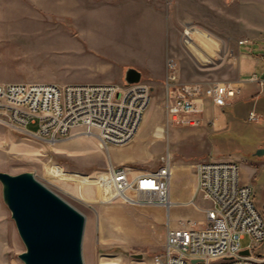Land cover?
I'll use <instances>...</instances> for the list:
<instances>
[{"label": "rangeland", "instance_id": "rangeland-1", "mask_svg": "<svg viewBox=\"0 0 264 264\" xmlns=\"http://www.w3.org/2000/svg\"><path fill=\"white\" fill-rule=\"evenodd\" d=\"M260 8L264 0H0V83L122 84L126 70L135 67L142 72L141 80L150 85L152 100L135 136L120 147L137 157L125 164L156 169L170 149V188L182 191L190 183L192 168H177L180 164L234 159L241 180L254 187L255 202L264 211V153L257 154L264 149V117L262 122L249 119L253 103L235 101L227 107L230 125L214 135L210 122L169 128L162 84L168 57L177 60L184 79L204 76L215 82L234 75L229 64L232 50L246 38L248 20L244 17L254 19ZM259 17L264 22V11ZM256 72L264 77V65ZM37 128V123L27 125L30 131ZM11 132L18 144H4L1 171L33 172L86 215V264H154L163 250L168 216L172 225L178 222V213L194 210L202 214V208L209 206L198 196L194 204L173 205L167 213L154 206L113 200L106 170L117 160L110 148L98 147L96 136L77 132L68 146ZM0 202V264H24L19 254L26 248L2 189ZM241 243L247 246L250 237L246 235Z\"/></svg>", "mask_w": 264, "mask_h": 264}, {"label": "built area", "instance_id": "built-area-1", "mask_svg": "<svg viewBox=\"0 0 264 264\" xmlns=\"http://www.w3.org/2000/svg\"><path fill=\"white\" fill-rule=\"evenodd\" d=\"M243 42V41H241ZM178 62L166 61L164 102L166 126L199 127L205 124L207 106L225 107L243 96V85L232 81L181 82ZM264 91V78L249 79ZM152 100L151 87L139 82H7L0 83V124L24 136L54 144L76 128L94 135L103 148L129 143ZM262 115L249 112L260 122ZM37 123L36 131L27 129ZM156 169L109 163L112 199L137 206L170 209L172 154L168 149ZM197 179L193 199L199 196L203 221L180 220L174 227L168 217L163 250L154 264H264V214L255 202L254 187L241 180L234 159L201 160L195 164ZM248 235L251 243L242 246ZM248 250L247 254L242 253Z\"/></svg>", "mask_w": 264, "mask_h": 264}, {"label": "water", "instance_id": "water-1", "mask_svg": "<svg viewBox=\"0 0 264 264\" xmlns=\"http://www.w3.org/2000/svg\"><path fill=\"white\" fill-rule=\"evenodd\" d=\"M141 78L142 72L135 67L125 72L127 84ZM262 153L264 149L257 151ZM0 183L3 201L26 248L19 254L24 264H86L85 214L31 171L11 174L0 170Z\"/></svg>", "mask_w": 264, "mask_h": 264}, {"label": "crops", "instance_id": "crops-1", "mask_svg": "<svg viewBox=\"0 0 264 264\" xmlns=\"http://www.w3.org/2000/svg\"><path fill=\"white\" fill-rule=\"evenodd\" d=\"M264 8H260V14L259 12H254L253 18H247L245 20L246 23L244 24V28L247 30L246 34L244 36L246 37L245 39H241L236 45L237 47L232 50V59H231V64L233 65V69L235 70L234 75L229 76L228 79H225L224 81H232L236 83H241L243 85V96L238 99L236 102L240 103H253V107L251 110H255L256 107H261V109L258 113L262 115V118L264 117V91H260V88L257 83L249 81V77L253 73H257L256 69L260 64L264 65V44L261 42H264V22L260 20L259 15L263 13ZM244 12V11H243ZM246 15V13L244 12ZM258 15V17H257ZM259 19L260 22H258ZM259 30V31H254V30ZM243 41V42H241ZM245 46V49H244ZM167 61V59H166ZM166 61L162 69V84L164 86V80L166 77ZM224 63V61L222 62ZM230 67V66H228ZM229 75V73H228ZM227 77V74H226ZM262 77V76H261ZM178 80L181 82H190V81H202L205 83H209L210 81H207L204 76H201L199 79L194 80H188L184 79L182 77V73L178 72L177 76ZM264 78V77H263ZM235 103V102H234ZM233 105V104H230ZM230 105H227L225 107H219V106H214L212 104H209L207 106L206 112H205V124L206 122H210L213 124L212 127V135L218 133V132H223L226 130L230 123L228 119V111L227 107ZM256 106V107H255ZM250 110V111H251ZM261 118V122L263 119ZM0 127L3 129V135L0 136L1 142H0V170H4L3 164L5 163V155L6 152L5 150H2L6 145L8 146H13L15 147L18 143L15 141V135L11 130L9 131L8 128L0 124ZM82 128H76L74 129L69 137L61 140V142H56V143H61V144H66L69 146L70 141L74 138L75 133L79 132L82 134ZM5 144V146H4ZM97 145L99 148H101V144L98 141ZM122 146H111L110 150H112L114 156L116 157V162H113L114 164H125L128 162L136 161L137 157L134 153H130L129 150H125ZM145 152H147V148H144ZM146 158V154L144 155ZM147 159V158H146ZM145 159V160H146ZM140 160V159H139ZM186 167H191V176H190V183L185 185L182 189V191L177 190V191H171L170 188V200L172 202L171 206L179 205V204H190L189 202L193 199L195 190H196V184H197V179H196V174H195V165H190V166H185L184 164H180L177 166V168L180 169H186ZM173 172V170H172ZM248 183V182H245ZM2 185L0 183V193H1ZM257 205V204H256ZM158 208L164 209L165 212L169 213L170 209L168 210L165 207L162 206H154ZM257 207L262 211V207L260 204L257 205ZM3 209V208H2ZM3 213H5V210L3 209ZM177 212V211H176ZM264 212V211H262ZM169 217V216H168ZM205 215L204 213L202 214H196L194 210H187L184 213H178L177 214V219L178 222H175L172 224L174 227H178L181 225L180 220H183L184 222L188 220L192 221H203ZM1 202H0V221H1ZM168 220V218H167ZM166 232V229H165ZM165 242V240H164ZM164 247V246H163Z\"/></svg>", "mask_w": 264, "mask_h": 264}, {"label": "bare ground", "instance_id": "bare-ground-1", "mask_svg": "<svg viewBox=\"0 0 264 264\" xmlns=\"http://www.w3.org/2000/svg\"><path fill=\"white\" fill-rule=\"evenodd\" d=\"M186 34H190V31L189 30H186L185 32ZM202 34V33H201ZM211 47V46H210ZM200 53V52H199Z\"/></svg>", "mask_w": 264, "mask_h": 264}]
</instances>
